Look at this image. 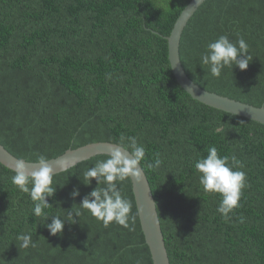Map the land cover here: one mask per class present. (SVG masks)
I'll return each instance as SVG.
<instances>
[{
	"label": "trees",
	"instance_id": "trees-1",
	"mask_svg": "<svg viewBox=\"0 0 264 264\" xmlns=\"http://www.w3.org/2000/svg\"><path fill=\"white\" fill-rule=\"evenodd\" d=\"M191 1L0 0V143L37 163L41 154L51 160L134 136L145 147L141 165L171 264H264V124L202 104L176 81L167 37ZM225 34L244 38L253 59L245 71L226 68L216 78L200 54ZM181 59L203 89L264 107V0H207L185 29ZM212 146L221 157L236 156L243 168L234 170L246 173L231 222L217 212L220 194L203 191L194 167ZM157 153L162 164L149 169ZM104 159L54 175L53 207L45 212L66 217L80 209L97 187L94 179L85 185L83 173ZM14 174L0 163V264H154L131 178L118 184L131 203L129 228L105 227L80 209L76 224L52 236ZM22 233L36 247L20 248Z\"/></svg>",
	"mask_w": 264,
	"mask_h": 264
},
{
	"label": "clouds",
	"instance_id": "clouds-1",
	"mask_svg": "<svg viewBox=\"0 0 264 264\" xmlns=\"http://www.w3.org/2000/svg\"><path fill=\"white\" fill-rule=\"evenodd\" d=\"M249 54V45L240 37L235 42L228 35H220L206 46V50L200 54V63L207 66L213 77L219 78L224 69L238 67L245 71L252 61ZM238 112H231V117H238ZM216 131H220L219 128ZM207 156L199 158L195 162V170L199 174V184L205 193L220 194L221 200L217 212L221 214L225 222H231L235 209L239 208L242 190L246 187V173L242 170V162L236 156H219L215 146L207 149ZM107 159L99 160L94 166L89 167L84 173L83 183L90 186L92 180L96 181L95 187L82 199L80 209L88 210L91 216L101 221L105 227L110 223L129 228L131 212L130 201L122 196L118 187L120 182L129 178H135L137 182L142 179L143 168L141 162L145 159V147L138 143L134 136H121L119 141L110 144L106 153ZM230 161V162H229ZM38 168L30 171L24 161H18L15 165L12 183L19 191L29 195L33 202L32 213L35 217H45L43 226L49 234L56 236L62 234L66 224L77 223L74 217H80V209L70 210L66 217L61 215L49 216L46 209L53 207L48 198L54 197L56 187L53 186V167L45 155L37 156ZM162 164L159 153L154 161L147 164L152 170L158 169ZM99 185H103L100 187ZM70 196L75 199L80 196L79 188H74ZM73 208V207H72ZM51 218V223H45ZM134 219V218H133ZM240 222H244L241 216ZM16 239L20 241V248L36 247L30 234H19Z\"/></svg>",
	"mask_w": 264,
	"mask_h": 264
},
{
	"label": "water",
	"instance_id": "water-1",
	"mask_svg": "<svg viewBox=\"0 0 264 264\" xmlns=\"http://www.w3.org/2000/svg\"><path fill=\"white\" fill-rule=\"evenodd\" d=\"M206 1L192 0L178 18L171 35L167 37L169 60L176 81L186 93L202 104L230 114L231 112H238V116L264 124V107H255L214 92H209L196 84L186 73L181 59L182 37L190 20ZM110 144L114 143H92L79 149L68 150L60 157L49 160V163L53 167L55 175H57L69 171L80 163L94 157L107 156L106 153ZM18 161H24L30 171L38 168L37 163L17 158L0 143V163L12 170ZM131 181L141 225L147 244L151 250L154 264H171L157 202L144 169L141 181L137 182L135 178H131Z\"/></svg>",
	"mask_w": 264,
	"mask_h": 264
}]
</instances>
